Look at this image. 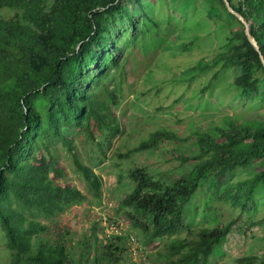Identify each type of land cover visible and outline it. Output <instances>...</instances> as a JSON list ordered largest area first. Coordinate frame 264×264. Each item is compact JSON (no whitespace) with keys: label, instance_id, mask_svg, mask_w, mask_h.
I'll use <instances>...</instances> for the list:
<instances>
[{"label":"trees","instance_id":"trees-1","mask_svg":"<svg viewBox=\"0 0 264 264\" xmlns=\"http://www.w3.org/2000/svg\"><path fill=\"white\" fill-rule=\"evenodd\" d=\"M134 1L149 20L142 0ZM218 1L228 12L225 2ZM229 1L251 23L264 55V0ZM124 2L0 0V227L10 264H126L135 251L158 250L164 239V253L157 252L156 261L210 264L216 247L237 221L192 229L185 219L192 198L214 175L225 178L258 164L261 171L239 183L231 199L244 212L264 185V121L234 124L220 129L218 137L198 133L200 154L184 160L195 162L185 176L167 182L145 168L134 169L130 174L133 190L117 205L119 219H109L121 234L107 235L103 225L105 244L97 228L80 247L67 232L54 241L45 237L50 227L41 219L56 218L86 202L81 190L64 182L68 172L61 162L62 152L94 198L102 197L103 179L82 161L76 137L97 144L104 154L122 135L116 111L119 93L111 85L117 72L121 86L127 78L119 58L130 38L127 25L133 29L135 16ZM4 11L14 14L6 17ZM228 14L241 28L232 32L226 52L215 64L239 68L241 76L235 85L245 95L255 94L264 83L261 56L249 42L244 25ZM176 139L175 134L159 131L130 154L156 151L165 141ZM131 228L143 236L135 251L124 245L132 238L137 241ZM237 264H264V257H242Z\"/></svg>","mask_w":264,"mask_h":264},{"label":"rangeland","instance_id":"rangeland-1","mask_svg":"<svg viewBox=\"0 0 264 264\" xmlns=\"http://www.w3.org/2000/svg\"><path fill=\"white\" fill-rule=\"evenodd\" d=\"M142 2L149 20L137 2H124L135 16L133 29L127 25L130 38L119 58L127 78L121 86L117 72L111 85L119 93L116 111L122 135L104 154L97 144L87 142L81 135L76 137L82 161L103 179L102 197L94 198L72 160L62 152L61 162L68 172L64 182L81 190L86 202L56 218L41 219L50 227L45 237L51 241L67 232L80 247L79 243L97 228L99 239L105 244L104 219H119L117 205L133 190L130 174L134 169L145 168L155 177L170 182L195 167V162L184 160L200 154L198 133L218 137L220 129H229L234 124L249 126L264 121V83L255 94L245 95L235 85L241 70L215 64L217 57L226 52L232 32L241 28L218 0ZM13 14L3 12L6 17ZM133 33L135 38H131ZM201 67L208 69L202 71ZM159 131L175 134L176 141H165L156 151L130 154ZM260 171L258 164H253L225 178L214 175L187 206L186 223L195 230L237 221L229 236L216 247L210 264H237L242 257H264V185L258 188L254 203L244 212L231 200L235 187ZM132 232L137 241L130 240L124 245L135 251L143 236ZM182 237L185 235L177 238ZM166 241L159 242L158 250L134 254L126 264H162L156 261V253H164ZM77 250L80 252V248ZM10 262L11 254L0 227V264Z\"/></svg>","mask_w":264,"mask_h":264},{"label":"water","instance_id":"water-1","mask_svg":"<svg viewBox=\"0 0 264 264\" xmlns=\"http://www.w3.org/2000/svg\"><path fill=\"white\" fill-rule=\"evenodd\" d=\"M226 4V7L228 9V12L232 14L233 16L237 17V19L244 25L245 27V33L246 36L251 43V45L256 49V51L260 54L262 63L264 65V55L261 51V47L257 41V39L254 37L252 33V28H251V23L244 17L242 16L239 12H237L231 5L229 0H223Z\"/></svg>","mask_w":264,"mask_h":264},{"label":"built area","instance_id":"built-area-1","mask_svg":"<svg viewBox=\"0 0 264 264\" xmlns=\"http://www.w3.org/2000/svg\"><path fill=\"white\" fill-rule=\"evenodd\" d=\"M104 221H105V225L104 226L107 227V230H106V234L107 235H120L121 234V229L118 228L117 225L114 224L113 222H110L107 217H105ZM131 241L133 243H135V239L134 238H132ZM137 253L138 252L135 251V254H137Z\"/></svg>","mask_w":264,"mask_h":264}]
</instances>
